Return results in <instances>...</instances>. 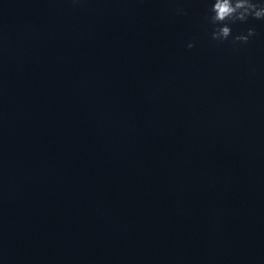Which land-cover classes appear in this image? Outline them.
I'll list each match as a JSON object with an SVG mask.
<instances>
[{
  "label": "clouds",
  "instance_id": "clouds-1",
  "mask_svg": "<svg viewBox=\"0 0 264 264\" xmlns=\"http://www.w3.org/2000/svg\"><path fill=\"white\" fill-rule=\"evenodd\" d=\"M210 12V22L217 26L212 32V39L225 41L232 36L229 23L246 22L250 17L264 19V4H258L255 0H213ZM255 34V30L250 28L246 35L234 36L233 41L246 44ZM194 46L193 43H189L187 48L192 49Z\"/></svg>",
  "mask_w": 264,
  "mask_h": 264
}]
</instances>
